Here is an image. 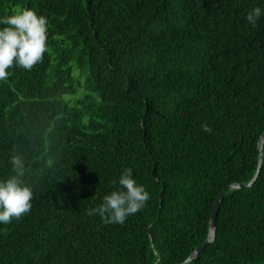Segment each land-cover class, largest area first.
Returning a JSON list of instances; mask_svg holds the SVG:
<instances>
[{"label": "trees", "instance_id": "16d2710c", "mask_svg": "<svg viewBox=\"0 0 264 264\" xmlns=\"http://www.w3.org/2000/svg\"><path fill=\"white\" fill-rule=\"evenodd\" d=\"M264 0H0L35 8L50 51L0 80V181L31 209L0 224V264H180L216 196L254 175L264 131ZM204 126L211 129L204 131ZM228 188L213 242L187 264H264V144ZM133 169L150 193L124 224L91 215Z\"/></svg>", "mask_w": 264, "mask_h": 264}, {"label": "clouds", "instance_id": "9594fccd", "mask_svg": "<svg viewBox=\"0 0 264 264\" xmlns=\"http://www.w3.org/2000/svg\"><path fill=\"white\" fill-rule=\"evenodd\" d=\"M264 16V8L253 7L247 12L246 22L255 27ZM49 20L35 8L24 7L11 14L0 15V80L11 75L14 67L30 71L42 62L50 51L48 45ZM204 131L211 129L204 126ZM17 176L0 181V224L7 225L31 209L32 190L18 178L23 175L24 160L19 154L10 158ZM118 187L108 192L91 215H98L103 223L122 225L126 219L141 211L150 193L137 182L132 168L124 169L118 178Z\"/></svg>", "mask_w": 264, "mask_h": 264}, {"label": "water", "instance_id": "95a60500", "mask_svg": "<svg viewBox=\"0 0 264 264\" xmlns=\"http://www.w3.org/2000/svg\"><path fill=\"white\" fill-rule=\"evenodd\" d=\"M264 144V131L261 133L259 139H258V149H259V154L257 155L258 158V165L256 168V171L254 173V175L252 176L251 180L247 183H233L230 184L228 186H226L225 188H223L221 190V192H219V194L216 196L214 203H213V207H212V211L210 214V219H209V227H208V235L207 238L201 242L200 244L196 245V248L189 254V256L180 264H187L190 260L194 259L200 252L201 250L204 248L203 246L206 245L207 243L213 242L214 239V235H215V218H216V210H217V206L219 201L221 200L223 194L225 193V191L230 188H243V187H251L252 184L255 182L259 171H260V167H261V163H262V147Z\"/></svg>", "mask_w": 264, "mask_h": 264}]
</instances>
